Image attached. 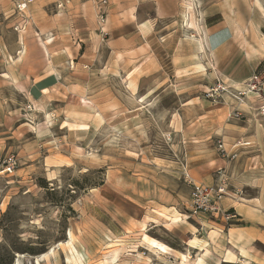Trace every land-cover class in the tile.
Returning a JSON list of instances; mask_svg holds the SVG:
<instances>
[{"label":"rangeland","instance_id":"obj_1","mask_svg":"<svg viewBox=\"0 0 264 264\" xmlns=\"http://www.w3.org/2000/svg\"><path fill=\"white\" fill-rule=\"evenodd\" d=\"M100 1L0 0V254L10 264L43 253L40 264L214 257L233 222L193 215L189 192L219 177L230 189L218 159L264 154L263 15L245 10L259 3L194 0L192 29L187 0H106L103 20ZM232 1L246 29L202 52L200 37L232 25ZM49 72L51 89L30 87ZM246 136L258 142L242 146ZM200 245L215 254L197 256Z\"/></svg>","mask_w":264,"mask_h":264},{"label":"crops","instance_id":"obj_2","mask_svg":"<svg viewBox=\"0 0 264 264\" xmlns=\"http://www.w3.org/2000/svg\"><path fill=\"white\" fill-rule=\"evenodd\" d=\"M257 1L259 6L250 3V5L248 4L245 6V10L252 14L263 15V17H260L262 23L258 25L256 30L261 38L260 47L254 46V49L264 54V0ZM229 2V0H216V5L220 6V4ZM232 4V12L234 15L232 25L225 23L222 25V29L225 31L224 36L223 32L219 34L213 33V30L210 29V32H208L204 38L206 49L210 51L221 50L230 41L236 42L237 33L239 32L240 34L244 28L246 29V26L244 27L240 20L237 21V3L233 2ZM224 8V10H227L226 7ZM218 12L222 15V11L219 10ZM224 14H228V11L224 12ZM212 28L215 29V27ZM53 76L52 72L41 75V77L36 79L33 78L34 76L30 75V77L33 78L30 87L32 89L36 88L41 92H44L45 89L49 90L52 88L51 86H54L52 82ZM261 107H263V105L259 107V110ZM250 138L254 139L251 140ZM256 138L257 136H246L243 138L246 140L241 145L250 146L252 141L258 142ZM260 140L264 141L262 137ZM255 148L257 147L255 146ZM248 159H251V161ZM255 160L256 162L254 164ZM217 164L219 168L223 169L224 173L230 177V189L228 188V195L221 199V206L223 210H230L236 215L235 218L232 219L233 224L226 232H222L226 238L225 249L223 251L221 250V252L215 250V252H217L216 255L214 257L210 256L209 259L213 260V264H264V154H262V152H256V154L247 157L244 156L240 161H234L232 163H228L224 159H218ZM212 223L217 226H222L216 222ZM181 226H184L186 234L189 233L192 235L189 229L185 227V223L184 225L181 224L180 227ZM217 230L218 232L221 231V229L218 228ZM185 245L189 247L187 243H185ZM191 250H193V253L197 254V256H206L209 252L215 254L213 253L214 247H209V245H203L197 249L191 248ZM229 253L234 255L235 259L233 261H224ZM190 259L193 261L196 258ZM202 259L201 262L204 261V263L200 264H208L209 259H206V257H202ZM185 260H187V258H185Z\"/></svg>","mask_w":264,"mask_h":264},{"label":"built area","instance_id":"obj_3","mask_svg":"<svg viewBox=\"0 0 264 264\" xmlns=\"http://www.w3.org/2000/svg\"><path fill=\"white\" fill-rule=\"evenodd\" d=\"M100 2L99 13L100 18L103 20L105 14L103 6L105 5L106 0H101ZM261 113L264 114V108H261ZM218 148L223 156H229L226 149L223 147V144H220ZM14 162L13 157H10L6 164L8 166H13ZM227 188L228 185L226 183V179L223 177H219L216 183L211 185L196 184L195 182H191L189 200L191 213L193 215L201 213L214 218L221 216L225 220H232L235 215L229 211L223 210L221 206V199L228 195Z\"/></svg>","mask_w":264,"mask_h":264},{"label":"bare ground","instance_id":"obj_4","mask_svg":"<svg viewBox=\"0 0 264 264\" xmlns=\"http://www.w3.org/2000/svg\"><path fill=\"white\" fill-rule=\"evenodd\" d=\"M193 1L194 0H187V2H186V6H187V8H188V10L191 12L190 13V21H189V23H190V27L193 29L194 28V26H195V23H194V16H193V11L195 10L194 8H193ZM202 31V30H201ZM204 36V35H203ZM197 44H198V48L203 52V51H205V49H206V45H205V43H204V40H203V38L202 37H200V39L199 40H197ZM164 214V213H163ZM167 214V213H166ZM170 216V215H169ZM171 218V220H172V222L173 223H176V222H178V221H181V219L182 218H180V216H178V215H173L172 217H170ZM168 219V218H167ZM170 221V220H169ZM171 222V223H172ZM69 238H70V240H71V233L69 232ZM59 244H64V242H60ZM67 244H69V241L67 242ZM203 245H200V247H202ZM199 247V246H198ZM48 256V253H43L42 255H40L39 257H37V258H35V262H36V264H40V258L41 257H47ZM115 257H116V253L112 256V259H115ZM70 259V258H69ZM197 259V258H196ZM202 259V257L199 259V262L197 263V262H190V261H187V260H185V258H182V260H181V264H200V262L203 260H201ZM108 261H105V263H107Z\"/></svg>","mask_w":264,"mask_h":264},{"label":"trees","instance_id":"obj_5","mask_svg":"<svg viewBox=\"0 0 264 264\" xmlns=\"http://www.w3.org/2000/svg\"><path fill=\"white\" fill-rule=\"evenodd\" d=\"M7 259V261H5V264H10V260L12 259V254L8 251H4L3 253L0 254V261H2L1 259Z\"/></svg>","mask_w":264,"mask_h":264}]
</instances>
